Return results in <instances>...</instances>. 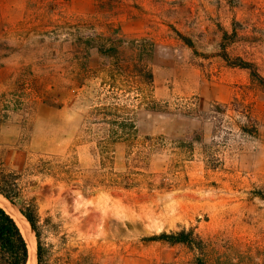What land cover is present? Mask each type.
I'll list each match as a JSON object with an SVG mask.
<instances>
[{
    "label": "rangeland",
    "instance_id": "374dc122",
    "mask_svg": "<svg viewBox=\"0 0 264 264\" xmlns=\"http://www.w3.org/2000/svg\"><path fill=\"white\" fill-rule=\"evenodd\" d=\"M55 8L46 13L28 8V0H0V59L9 55L0 91L14 90L20 78L27 88L20 115L0 124L7 165L21 169L50 154L102 170L96 138L84 133L90 106L102 102L100 80L91 73L77 87L69 69L65 74L69 41L57 28L60 12L87 18L100 32L109 20L126 36L154 40L151 95L120 97L133 108L140 139H154L142 149L144 160L134 154L139 148L128 155L124 144L114 145L112 169L135 172L127 187L100 181L88 189L48 178L27 186L47 264H195L197 256L207 264H264V92L247 70L218 55L226 30L231 57L254 63L264 76V0H59ZM43 24L62 39V60L47 56L55 38ZM89 55L92 70L106 62L95 49ZM180 230H192L201 243L144 240Z\"/></svg>",
    "mask_w": 264,
    "mask_h": 264
},
{
    "label": "trees",
    "instance_id": "16d2710c",
    "mask_svg": "<svg viewBox=\"0 0 264 264\" xmlns=\"http://www.w3.org/2000/svg\"><path fill=\"white\" fill-rule=\"evenodd\" d=\"M58 3L59 0H28V8L48 13V11L56 10L55 4ZM57 14L62 23L57 28L66 29L67 37L64 40L69 41L72 46L71 80L77 87L83 86L91 73L100 80L98 93L102 102L90 106L84 133L96 138L94 152L101 158L102 170H82L74 159H62L50 154L40 155L34 161L27 162L21 169H15L7 165L5 154L0 148V195L17 207L33 230L37 264H47L49 255L43 242V227L39 223L35 199L26 198L24 194L27 186L48 178L55 185L59 183L76 187L86 185L88 189L95 188L96 183L100 184V181L113 187H120L124 183L123 187H127L126 179H130V175L135 172L128 167L126 174L121 175L112 169L109 164L112 163L114 145L124 144L128 155L139 148L134 154L140 160H144L146 153L142 149L151 145L154 139L149 135L140 139L133 108L120 98L123 96L126 101L130 99L129 95L132 93L134 100L144 101L148 98L147 93L151 95L154 87L152 66L155 55L154 40L145 36H126L119 32V29H114L109 20H106L104 30L100 32L88 27L87 18L61 16V12ZM84 29L89 33L83 32ZM48 33L54 35L56 32L49 30ZM230 36V33L222 30L218 55L229 67L247 70L250 77L261 86L264 92V76L259 73L255 64L240 56L231 57L229 54ZM180 38L186 45L193 47L190 39L181 35ZM92 49H95L106 61L101 62L94 70L89 68L87 62L90 56L89 51ZM26 90V82L20 78L14 90L0 91V124L6 122L11 115H20L23 111V97ZM149 103L156 105L152 99ZM253 129V131L256 130V128ZM242 130L253 133L247 128ZM186 138L191 144L195 141L190 135ZM93 180L96 181L95 184ZM259 195L264 200V195ZM144 240L171 245L180 243L191 246L193 243H201L192 230L160 232ZM27 261L26 240L14 218L0 206V264H27ZM195 264H207V262L203 257L197 256Z\"/></svg>",
    "mask_w": 264,
    "mask_h": 264
},
{
    "label": "bare ground",
    "instance_id": "6f19581e",
    "mask_svg": "<svg viewBox=\"0 0 264 264\" xmlns=\"http://www.w3.org/2000/svg\"><path fill=\"white\" fill-rule=\"evenodd\" d=\"M0 206L14 218L26 240L28 247L27 264H36V240L28 221L21 215L16 206L10 203L2 195H0Z\"/></svg>",
    "mask_w": 264,
    "mask_h": 264
},
{
    "label": "crops",
    "instance_id": "0c3cea01",
    "mask_svg": "<svg viewBox=\"0 0 264 264\" xmlns=\"http://www.w3.org/2000/svg\"><path fill=\"white\" fill-rule=\"evenodd\" d=\"M47 23L48 22H46L45 24L47 25ZM45 24H43V27L42 28H44V29H48V30H45V32H44V34L45 35H52V34H49L48 32H49V26H47V27H44V25ZM52 26H53V24H51ZM52 29V28H51ZM34 30H38V27H35L34 29H32L30 32H32V31H34ZM56 33L54 34V37L53 38H55L54 39V42L53 43H49V45H48V47L46 46V53H47V56L48 57H54L55 55H57V53H59L60 54V59L62 60V49H63V43H62V39H57L56 38ZM46 37V36H45ZM69 44V46H67V48L69 49L68 50V52L65 54V55H69V58H67L68 60H70V65L69 66H67L66 68H65V74H67L68 72H69V70L70 69H72V62H73V59H72V56H73V53H72V46L70 45V43H68ZM49 51H51L50 52V56L48 55V53H49ZM8 57H9V55L6 57V58H3L2 57V59H0V69L2 70V69H4V68H7L8 66H7V64L6 63H4L3 64V62L4 61H6L7 59H8ZM62 69V68H61ZM69 69V70H68ZM64 70V69H63ZM63 70L61 71V73L63 72ZM20 75V74H19ZM21 76H23V73H21ZM73 82V81H72ZM75 84V83H74Z\"/></svg>",
    "mask_w": 264,
    "mask_h": 264
}]
</instances>
